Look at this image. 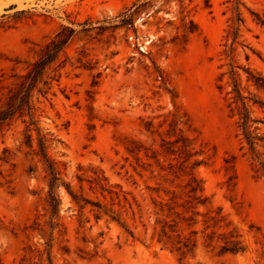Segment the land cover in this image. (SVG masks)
<instances>
[{"label":"rangeland","instance_id":"obj_1","mask_svg":"<svg viewBox=\"0 0 264 264\" xmlns=\"http://www.w3.org/2000/svg\"><path fill=\"white\" fill-rule=\"evenodd\" d=\"M133 1L0 0V78L3 79L0 87L13 81V74L26 67L39 45L61 25L77 30L66 49L67 63L60 81L46 98L41 97L37 117L44 130L55 137L50 152L75 188H78L77 174L82 172L79 166L100 168L111 183L128 193L136 211V215L132 212L126 215L136 234L134 238L117 223H108L106 219L97 221L86 210L89 217L86 227L99 246L98 254L93 255L94 244L82 240L78 207L62 188L61 215L71 251L64 254L56 249L57 261L60 264H181L153 237L156 215L148 184L155 181L148 173L140 177L125 160L124 137L152 143L144 121L173 109L171 93L153 74L156 67L167 74L170 82L167 87L176 95L175 100L194 120L201 136L215 148L209 163L197 168L205 180L206 193L215 205L223 207L250 243L245 253L219 256L202 250L191 261L264 264V247L259 250L249 232L251 223L264 232V177L255 176L252 155L237 116L228 107L230 60L225 50L226 43L230 42L226 34L233 15L232 4L227 0H209L210 7H206V0H185L193 7L192 18L199 32L191 35L183 47L172 41L180 24L178 4L171 3V12L162 10L156 16H148L145 11L140 13L135 18L136 31L130 30L128 34L121 20ZM239 10L244 23L235 55L236 65L264 75V27L251 14V10L264 13V0H240ZM161 17L166 19L160 20ZM168 20L173 24L167 23ZM161 36L167 41L162 49L153 42L160 43ZM84 55L83 61L91 60L96 69L80 65ZM241 68L237 70L246 92L264 99V90L250 85ZM99 70L103 72L101 83L91 101L88 90L92 88L93 74ZM251 109L252 115L261 120L259 132L264 135V106L252 105ZM161 118L154 120L158 122ZM22 130V125L17 123L0 138V155L5 147L13 152L12 163L0 160V254L6 264H12L22 254L29 241L24 226L36 209L42 208L47 190L40 164L36 165L35 172L27 171L33 163L26 157V149L21 148ZM256 149L264 160V142L259 141ZM229 157L235 158L236 193L243 202V215H238L225 197V159Z\"/></svg>","mask_w":264,"mask_h":264},{"label":"trees","instance_id":"obj_2","mask_svg":"<svg viewBox=\"0 0 264 264\" xmlns=\"http://www.w3.org/2000/svg\"><path fill=\"white\" fill-rule=\"evenodd\" d=\"M227 1L232 4L233 11L226 34V40L230 42L226 43L225 50L226 57L230 60L228 107L232 115L237 116L239 129L252 155L255 176L264 177V160L256 149L259 141L264 142V135L259 132L258 123L261 120L252 115L251 109L252 105L264 106V99L252 92H246L247 87L242 84V76L237 70V67L241 66L236 65L235 55L238 45L241 44L239 37L244 18L239 10L240 0ZM173 2L179 5L180 24L176 26L177 32L172 41L185 47L190 36L199 32V26L192 18L193 7L185 0H134L123 12L121 26L127 28L128 34L130 30L136 31V16L144 11L148 16H156L162 10L171 12L170 4ZM164 5L169 7L165 8ZM206 7H210L209 0H206ZM251 14L253 20L264 27V13L251 10ZM163 19L166 18H160ZM167 23L173 24L172 20ZM76 33L74 27L61 25L52 37L39 45L34 58L27 62L26 67L13 74V81L1 84L0 87V138H4L20 123L23 127L21 148L26 149L24 153L33 163L27 171L35 172L36 165L40 164L47 185L42 208L38 207L34 216L24 226L23 231L29 241L24 245L22 254L14 259L12 264H60L56 258V249L64 254L71 251L67 227L61 215L62 188L66 189L72 202L78 207L82 240L94 244L93 255L98 254L99 246L86 227L89 221L87 209L97 221L106 219L108 223L115 222L127 234L136 238L126 219L129 212L136 215L134 203L128 193L118 184L111 183L103 170L97 167L79 166L78 170L82 172L77 174L78 188H75L72 182L66 179L61 163L50 152L55 137L44 130L37 117L41 97L46 98L54 85L60 81L62 70L67 63L66 49ZM158 41L160 43L153 42L159 48H164L167 43L165 37H159ZM83 57L86 56H81L79 60L83 68L96 69L94 62L88 59L83 61ZM241 69L245 71L246 81L250 85L264 90L263 74L249 67ZM153 74L171 93L173 109L157 116L162 117L158 122L154 120L157 117L144 121L145 130L153 138L152 143L124 137L126 162L140 177L148 173L149 178L155 181V184H148L153 194L156 215L153 237L181 264H196L191 260L197 258L202 250L219 256L247 252L250 243L243 230L222 206L213 203L212 197L206 193L205 180L197 171L200 165L207 164L212 159L214 146L201 136L194 120L175 100L176 95L167 87V84H170L167 74L156 67ZM102 75L101 70L93 74L92 88L88 90V99L91 101L95 99ZM2 80L0 78V83ZM12 153L11 148L5 147L0 160L3 163H12ZM234 159H225V197L235 212L243 215V202L238 199L236 193ZM249 232L254 238V243L260 247L259 250L262 249L263 230L251 223ZM36 237L37 240L34 241ZM0 264H6L1 254Z\"/></svg>","mask_w":264,"mask_h":264}]
</instances>
